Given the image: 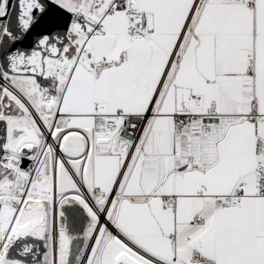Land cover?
<instances>
[{
	"label": "snow or ice",
	"instance_id": "6c2138e0",
	"mask_svg": "<svg viewBox=\"0 0 264 264\" xmlns=\"http://www.w3.org/2000/svg\"><path fill=\"white\" fill-rule=\"evenodd\" d=\"M0 264H264V0H0Z\"/></svg>",
	"mask_w": 264,
	"mask_h": 264
}]
</instances>
